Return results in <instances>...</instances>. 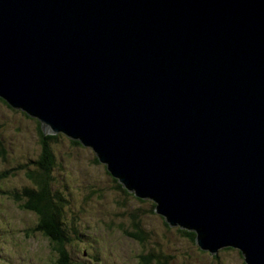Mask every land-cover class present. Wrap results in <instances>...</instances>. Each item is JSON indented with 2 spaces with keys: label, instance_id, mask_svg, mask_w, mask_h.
Listing matches in <instances>:
<instances>
[{
  "label": "water",
  "instance_id": "1",
  "mask_svg": "<svg viewBox=\"0 0 264 264\" xmlns=\"http://www.w3.org/2000/svg\"><path fill=\"white\" fill-rule=\"evenodd\" d=\"M0 98L264 264V0H0Z\"/></svg>",
  "mask_w": 264,
  "mask_h": 264
},
{
  "label": "rangeland",
  "instance_id": "2",
  "mask_svg": "<svg viewBox=\"0 0 264 264\" xmlns=\"http://www.w3.org/2000/svg\"><path fill=\"white\" fill-rule=\"evenodd\" d=\"M38 120L0 101V264H60L54 241L36 229L38 216L15 201L13 192L30 187L19 165L40 154ZM57 164L52 172V189L61 198L71 243L67 250L71 264H143L145 249L171 258V264H245L238 249L225 248L212 255L184 233L186 229L168 226L155 212L157 204L141 199L133 191L118 188L117 181L97 154L82 143L60 135L54 143ZM121 185V184H120ZM136 216L150 234L144 243L129 236L127 227ZM132 230V229H131ZM166 258V257H165Z\"/></svg>",
  "mask_w": 264,
  "mask_h": 264
},
{
  "label": "trees",
  "instance_id": "3",
  "mask_svg": "<svg viewBox=\"0 0 264 264\" xmlns=\"http://www.w3.org/2000/svg\"><path fill=\"white\" fill-rule=\"evenodd\" d=\"M0 101L5 102L9 105L4 99L0 98ZM10 106V105H9ZM12 109L20 110L13 108ZM22 111V110H21ZM23 113L27 117H31L26 112ZM33 118V117H32ZM38 134H39V144H40V154L36 159L30 161L32 165H19L17 168L19 171H25V174L31 183L30 187L22 189L20 192L16 191L12 193L15 201L19 204L21 202L22 208L34 212L38 216V221L36 229L48 236V238L54 241L56 245V250L58 251L61 259H59L60 264H71L68 244L71 243L69 234L65 228L67 225L62 222V216L64 215L63 204L59 195L52 189L53 176L52 172L56 167L57 160L54 154V143L58 142L60 135L51 134L46 132L41 122L38 120ZM65 135V134H64ZM68 137V136H67ZM74 143L81 144L77 140H73ZM1 146V144H0ZM0 154L3 158L6 157L7 152L2 147L0 148ZM97 163H101L96 158ZM10 171L0 174V177L9 176ZM117 180V179H116ZM118 181V180H117ZM118 188L125 192V189L122 185L118 184ZM127 192V191H126ZM125 192V193H126ZM155 207V206H154ZM131 221V227H127L125 230L129 236L135 238L141 242L146 243L150 239V234L143 230L141 224L136 216H134ZM166 224L169 226V223L165 220ZM132 229V230H131ZM193 242L196 239V233L193 231H184ZM225 249V248H224ZM235 249V248H233ZM241 253V251H240ZM242 254V253H241ZM212 255H218L212 254ZM243 256V254H242ZM143 264H171L169 257L166 258L162 255H156L153 249H145V253L142 254Z\"/></svg>",
  "mask_w": 264,
  "mask_h": 264
},
{
  "label": "flooded vegetation",
  "instance_id": "4",
  "mask_svg": "<svg viewBox=\"0 0 264 264\" xmlns=\"http://www.w3.org/2000/svg\"><path fill=\"white\" fill-rule=\"evenodd\" d=\"M164 219H165V218H164ZM165 220H166V219H165ZM149 241H150V239L148 240V242H149ZM239 253H240V252H239ZM240 254H241V253H240ZM241 255H242V254H241ZM166 256H167V255H165V257H166ZM69 257H70V262H72V256H71L70 253H69ZM168 257H169V256H168ZM169 260L172 261L171 258H169Z\"/></svg>",
  "mask_w": 264,
  "mask_h": 264
},
{
  "label": "bare ground",
  "instance_id": "5",
  "mask_svg": "<svg viewBox=\"0 0 264 264\" xmlns=\"http://www.w3.org/2000/svg\"><path fill=\"white\" fill-rule=\"evenodd\" d=\"M187 230V229H186ZM188 231H193V230H188ZM194 232V231H193ZM197 236V235H196Z\"/></svg>",
  "mask_w": 264,
  "mask_h": 264
}]
</instances>
